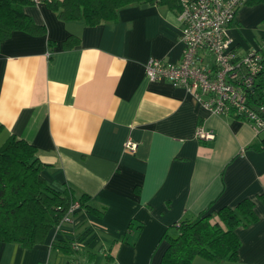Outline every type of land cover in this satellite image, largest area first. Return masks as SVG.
I'll list each match as a JSON object with an SVG mask.
<instances>
[{
    "label": "crops",
    "instance_id": "1",
    "mask_svg": "<svg viewBox=\"0 0 264 264\" xmlns=\"http://www.w3.org/2000/svg\"><path fill=\"white\" fill-rule=\"evenodd\" d=\"M24 11L47 32L15 30L0 43V144L12 134L32 143L51 185L85 193L105 210L96 216L80 207L31 248L0 241V264H159L172 225L244 198L254 199L259 219L236 228L238 259L197 255L190 264H264V204L256 198L264 192V130L145 74L150 57L180 60L178 12L136 2L91 26L59 19L43 1ZM227 32L238 53L257 48L264 2L240 6ZM68 36L78 43L65 48ZM199 125L215 137L198 139ZM128 139L138 143L135 152L124 150ZM58 239L81 246L66 254L52 246Z\"/></svg>",
    "mask_w": 264,
    "mask_h": 264
},
{
    "label": "trees",
    "instance_id": "2",
    "mask_svg": "<svg viewBox=\"0 0 264 264\" xmlns=\"http://www.w3.org/2000/svg\"><path fill=\"white\" fill-rule=\"evenodd\" d=\"M57 17L64 21L82 20L87 25H97L115 21L119 8L136 2H149L165 5L179 12V0H43ZM264 0H246L245 4H255ZM35 4L34 0H0V43L10 37L15 30L32 35H45L47 28L37 24L24 11ZM51 43V41H48ZM78 43V39L68 36L63 41L65 48ZM264 71L260 79H263ZM261 84V83H259ZM259 84L258 101H264ZM263 99V100H262ZM264 147V144H263ZM35 145L14 134L0 144V241L19 243L31 248L42 243L49 231L57 225L68 212L73 202L96 216H102L103 209L88 204L85 193L75 195L69 188L57 189L43 176L42 171L49 165L38 157ZM264 204V192L257 195ZM215 217V219H213ZM259 219L255 211V201L244 198L235 206H221L217 210L206 208L194 218L176 222V234L167 230L161 240L167 242L159 264H190L197 255L214 262L237 260L241 241L236 228L247 226ZM131 227V224L128 226ZM142 225L139 226V229ZM125 236L122 242H126ZM52 246L71 254L70 244L62 239L53 241ZM111 260V256H107Z\"/></svg>",
    "mask_w": 264,
    "mask_h": 264
},
{
    "label": "built area",
    "instance_id": "3",
    "mask_svg": "<svg viewBox=\"0 0 264 264\" xmlns=\"http://www.w3.org/2000/svg\"><path fill=\"white\" fill-rule=\"evenodd\" d=\"M179 2L181 58L178 62H168L150 57L144 65L147 78L182 87L213 113L239 116L260 133L264 130V101L253 102L250 95L257 77L264 71V41L257 48L240 54L227 32L246 0ZM195 135L198 139L211 140L215 132L199 125ZM137 145L136 141L128 139L124 150L135 152ZM79 208V203L73 202L55 227L60 229L63 224L71 222L72 215ZM69 244L73 250L81 246L76 240Z\"/></svg>",
    "mask_w": 264,
    "mask_h": 264
}]
</instances>
